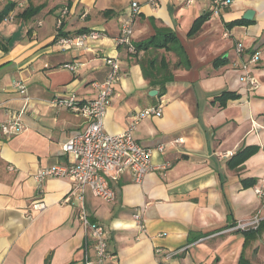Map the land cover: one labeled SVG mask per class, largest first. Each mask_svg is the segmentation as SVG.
<instances>
[{
	"label": "crops",
	"instance_id": "0c3cea01",
	"mask_svg": "<svg viewBox=\"0 0 264 264\" xmlns=\"http://www.w3.org/2000/svg\"><path fill=\"white\" fill-rule=\"evenodd\" d=\"M138 1L133 45L169 30L189 62L188 68L172 69L173 78L162 90L149 85L139 61L164 57L172 68L177 58L163 49L134 54L115 44L127 14L123 0H0V12L15 5L13 21L0 22L7 48H0V121L23 108L22 95L10 87L15 80L24 81L35 111L21 113L23 130L0 146V264H82L89 246L78 218L79 197L65 201L71 179L38 182L35 174L40 167L68 164L63 144L86 125L84 117L49 101L71 94L80 102L95 99L98 89L92 83L104 80L107 57L118 59L120 72L104 115L105 132L121 133L135 112L160 107L161 116L141 120L133 134L144 147L164 146L153 152V170L142 183L124 173L112 184L113 201L85 191L89 218L108 231L112 264H264V199L255 192L264 187V0H230L217 14L212 0L187 6L158 0L155 9ZM19 2H24L21 9ZM64 6L69 10L57 27ZM246 10L253 11L250 20L242 17ZM205 12L210 15L200 31L188 37L194 19ZM238 19L248 23L226 26ZM91 29L104 37L87 40V49L61 51L55 44L59 37ZM236 44L243 47L239 55ZM255 52L253 88L241 80L238 67ZM152 90L156 94L150 95ZM223 92L238 97L222 103ZM250 146L257 151L231 169L230 157ZM243 179L256 184L243 187ZM256 215L259 230L237 228Z\"/></svg>",
	"mask_w": 264,
	"mask_h": 264
},
{
	"label": "built area",
	"instance_id": "2783aa9c",
	"mask_svg": "<svg viewBox=\"0 0 264 264\" xmlns=\"http://www.w3.org/2000/svg\"><path fill=\"white\" fill-rule=\"evenodd\" d=\"M184 5H193L198 0H181ZM146 4L153 9L158 7V0H145ZM230 4V0H212L211 11L213 14L219 13L220 9ZM18 8L24 7V2L17 4ZM67 6L62 7L56 20L57 27H60L62 20L68 13ZM141 11V4L138 0H131L130 10L120 19V33L114 38L117 46L126 47L128 52L135 51L132 43L133 25ZM12 11L4 18L9 22L13 21ZM227 36V33H224ZM104 37V34L91 29L80 33L78 36L59 37L55 44L61 51L83 48L87 49L86 41H96ZM235 51L239 55L243 51L241 44L235 45ZM258 52L250 57V61L241 63V80L248 83L251 87H256L257 83L251 73V65L258 59ZM105 64L108 67L104 80L92 83L93 87L98 89L95 99L80 102L76 96L71 94L67 96H57L49 101L56 107H65L72 113L85 118L86 125L84 129L70 136L63 144V152L68 156V164H54L51 166L40 167L35 179L40 182L48 177L70 178L71 188L65 198L68 201L71 196L79 197L78 218L84 231L85 241L89 249L85 250L82 264H112L115 257L107 249L108 231L103 224L92 221L84 205V194L89 189L94 197L105 202H111L115 199V189L113 183H117L124 173H129L132 181L136 184L143 182L145 176L153 170L152 154L156 150L162 152L163 145L156 149L144 147L134 138V128L143 119L161 116L160 107H148L135 112L131 116V122L126 130L118 134L105 132L103 119L106 109L114 95V84L119 76L120 65L116 57H107ZM250 64V65H249ZM65 68L74 70L76 65L65 64ZM10 87L20 93L23 97V108L18 112H9L6 119L0 121V146L10 137L19 134L23 130L21 122V113L31 110V99L27 93V88L22 80L12 81ZM179 142V140H177ZM255 192L264 199V189L255 188ZM134 220L141 232L144 230L140 212H136ZM259 219L256 215L250 220L241 221L238 229H255L258 226ZM159 250H157L158 252ZM174 252L168 253V256Z\"/></svg>",
	"mask_w": 264,
	"mask_h": 264
},
{
	"label": "trees",
	"instance_id": "16d2710c",
	"mask_svg": "<svg viewBox=\"0 0 264 264\" xmlns=\"http://www.w3.org/2000/svg\"><path fill=\"white\" fill-rule=\"evenodd\" d=\"M14 4H10L5 11L0 12V22L9 14L10 11L13 10ZM26 11L23 12L22 15H25ZM210 15V12H205L194 19L192 22V25L190 26L187 36L188 37H194L201 29L202 24L204 21L208 18ZM19 16V15H18ZM248 22L243 19H238L231 21L227 23V27H231L233 25H241V24H247ZM83 32V31H82ZM81 33V32H80ZM2 39H0V48L3 50H6L7 48L3 45ZM135 51L133 52L136 54L139 51H147L149 49L152 50H159L163 49L167 52H172L177 60L174 63L173 67L170 68L168 62L165 60L164 57L158 60V57H150L145 63L141 60L139 61L143 77L148 81L149 85L155 87L158 86L160 90L163 89V87L172 80L173 78V72L172 69H178V68H188L189 62L186 56V53L181 46L179 39L173 33L169 30H159L155 33L152 37L147 39L144 42L137 43L134 45ZM238 95L235 93H229V92H223L219 99L222 103H224L227 99H234L237 98ZM257 151V147L250 146L242 148L241 150L237 151L234 155H232L228 161V166L231 169H237L239 168L244 161L254 154ZM256 184V181L253 179H243L242 185L243 187H252ZM264 189V187H263ZM261 227V223L259 221L258 226L253 229L249 228L246 229L247 232H254L259 230Z\"/></svg>",
	"mask_w": 264,
	"mask_h": 264
},
{
	"label": "water",
	"instance_id": "95a60500",
	"mask_svg": "<svg viewBox=\"0 0 264 264\" xmlns=\"http://www.w3.org/2000/svg\"><path fill=\"white\" fill-rule=\"evenodd\" d=\"M252 15H253V11L252 10H246L242 17L244 19L250 20L252 18ZM156 92L157 91L152 90L149 93H150V95H154V94H156Z\"/></svg>",
	"mask_w": 264,
	"mask_h": 264
},
{
	"label": "rangeland",
	"instance_id": "374dc122",
	"mask_svg": "<svg viewBox=\"0 0 264 264\" xmlns=\"http://www.w3.org/2000/svg\"><path fill=\"white\" fill-rule=\"evenodd\" d=\"M130 2L131 0H123V4H121V7L123 6V10L127 7L126 13L130 10Z\"/></svg>",
	"mask_w": 264,
	"mask_h": 264
}]
</instances>
